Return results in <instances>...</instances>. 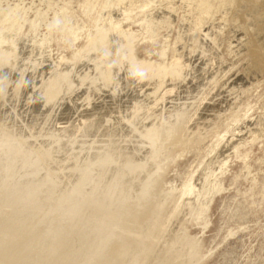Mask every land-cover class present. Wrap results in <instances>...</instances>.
Listing matches in <instances>:
<instances>
[{"label":"rangeland","instance_id":"obj_1","mask_svg":"<svg viewBox=\"0 0 264 264\" xmlns=\"http://www.w3.org/2000/svg\"><path fill=\"white\" fill-rule=\"evenodd\" d=\"M127 33V45L113 50L122 60L170 68L190 59L198 68L191 84H203L204 92L190 98L188 89L175 90V114L161 106L150 138L133 132L125 142L123 135H94L118 106L105 99L107 89L90 105L81 99L89 89L78 91L53 114L58 100L50 105L41 95L50 65L73 61L66 73L79 61L74 81L81 88L83 76L92 74L85 65L91 44ZM2 50L11 53L0 62V80L8 79L0 85V264H115L124 245L134 243L127 264L144 258L148 264H264V0H0ZM28 58L35 68L21 63ZM46 88L54 91L56 84ZM94 102L106 113L83 118ZM41 107L39 125L34 116ZM123 125L114 122L106 132ZM150 155L160 159L157 165ZM193 176L192 210L166 229ZM85 177L92 189L84 188ZM37 187L33 201L10 213V196L22 201ZM65 202L68 216L55 218L52 210ZM74 211L81 215L49 251L50 237ZM15 225H23L16 240L24 246L10 258Z\"/></svg>","mask_w":264,"mask_h":264},{"label":"bare ground","instance_id":"obj_2","mask_svg":"<svg viewBox=\"0 0 264 264\" xmlns=\"http://www.w3.org/2000/svg\"><path fill=\"white\" fill-rule=\"evenodd\" d=\"M112 7H108L107 14L111 11ZM149 13L147 15L152 18L155 17L154 14V8L152 5L145 8ZM106 18L107 15L101 20L100 26L102 28L106 27ZM132 37V33H127V36L125 39H118L116 37L115 39H106L101 38L94 43L91 44L93 47V50L89 57L85 59V65L88 67L89 71L92 74H89L87 76H83L81 79V88H78L77 83L74 81L75 79V72L74 70L78 69L80 70L82 65L79 61L75 63V69L71 70V72L64 73L65 69L70 66L73 61L70 60H64L61 59L57 63H53L50 65L51 71L46 74L42 80V91L41 95L47 102H50V105L52 104L53 100H58L56 105L54 106V112L53 114L58 113L60 109H62L63 106H65L68 99L64 100V98H70L72 99V95L78 93V91L83 92L84 89H89L87 92V95H82L83 102L89 101V105L92 101L95 100L97 95H102L103 89H107L106 92L103 95H105L106 98H112L113 101H116V104L118 105L117 108L110 110L107 114V119H103L100 121V125L98 128H95L94 135L98 136V138L103 139V136L107 135L105 138L107 139H115L118 140V137L120 135L122 136L123 142L126 141V139L133 133H138V136L146 135L147 138H150L148 136V131L150 129L155 128L159 124V114L160 110L159 108L163 105H167V113L174 115L176 110L179 109L180 102L179 100H175L176 94L174 93L175 90L179 88H185L186 90H189V94L191 95L190 98H193L197 95H201L203 90V84L200 85H192V81L196 79L198 76L197 73V66L194 63V61L187 59H179L177 63L170 68H166L164 66H158L157 68L154 67L152 64L148 62H137L132 60L124 61L121 58V51H118V53L115 50V47L125 44L127 45L128 40ZM121 49V48H120ZM200 53L204 57L210 56V51L205 49L204 47L200 48ZM11 52L2 50L0 52V62L3 64H6L9 60V55ZM116 62L115 64H120V68L117 66L115 67L112 65V62ZM21 63H24V67L31 66L30 64L33 63V67H36V63L33 59L28 58L21 61ZM251 68V67H250ZM86 69V68H85ZM84 69V70H85ZM228 73H224L222 78L226 77ZM39 78H36V81ZM8 79L4 78L3 80H0V85H2L5 81ZM222 80V79H221ZM55 83L56 89L54 91H48L46 88V85L49 83ZM98 82V83H96ZM20 88V81L17 82L15 89ZM126 94V101L120 103L118 100V96L120 94ZM131 94H134L133 97H130ZM202 101L200 104L204 101V96H202ZM80 96L76 97L74 100L76 103L78 102ZM69 99V100H70ZM190 101V99H189ZM200 104L192 111V113L197 115L198 110L200 109ZM44 108L41 107L38 112L35 113L34 118L38 119L39 125L44 121V118L42 119V110ZM78 112L82 111L79 107L76 109ZM106 113V109H100L98 106H96L95 102L90 106V109L87 112H84V115L82 116L85 119H89L90 117H94L98 119V116L100 114ZM24 114V113H23ZM20 116V115H19ZM108 122V120H110ZM121 123L124 124L125 127H120L119 129H114L112 131L106 132L107 128L113 124V123ZM123 122V123H122ZM128 136V137H127ZM121 139V140H122ZM152 140V139H151ZM120 141V140H119ZM153 141V140H152ZM120 145L121 143H117ZM129 146V145H128ZM131 149L133 151H138V147H133V144L130 145ZM139 156V155H138ZM160 159H151V155L148 158V161L150 162L151 166L157 165ZM90 172V171H88ZM194 177L192 179L185 183L184 186L180 189V195L179 199L176 202V205L174 209L172 210L170 216L168 217V223L165 224L166 229L167 227L171 226V222L174 220L175 225L177 223L179 224L182 219L192 210L193 203L192 200H188V196L191 194L195 195L198 193L197 185L195 184ZM207 181L210 183L212 182V177L210 175H207L205 177ZM84 188L90 187L91 189L93 186H91L88 183V179L84 178ZM149 184L148 182H145L143 185V195L149 190ZM39 187L32 189L28 193H26L23 196V199L21 201L20 197L13 196L11 198L10 196V206L9 211L10 213H14L18 211L21 204L23 206L28 205V202L30 203L33 201L35 197V193L37 192ZM116 191V189H115ZM69 196L68 198H70ZM67 198V199H68ZM66 199V200H67ZM68 203H64L63 206H57L52 210L53 216L55 218H63L64 216L67 217V210L69 209ZM66 205V206H65ZM67 207V208H66ZM24 208V207H23ZM92 208V207H91ZM91 211V209H90ZM79 214V215H78ZM79 211H74L72 213V216L68 219L67 223H62L59 225L57 232L50 237L49 239V246L48 250H52L54 248H57L59 245H61L63 238V230L67 229L69 224L70 226H73L74 223V217L80 216ZM16 228L14 229L15 236L13 237L12 241V247L10 248V258L13 257L15 254H17L21 248H23L24 243H21L16 240L17 235L20 232H23V225H15ZM165 229V230H166ZM1 234V233H0ZM169 235V234H168ZM105 244V242L103 243ZM126 248H124L117 256L115 264H127L126 263V255L130 251L136 250V247L138 246L137 243H134L133 245H124ZM14 247V248H13ZM163 246L160 244V242H155L154 248L161 249ZM60 248V247H59ZM132 248V249H130ZM61 248L57 251H54V254H58ZM130 250V251H128ZM151 250V249H150ZM150 252V251H149ZM147 254L145 255V257ZM147 258H144L140 264H148V262H145Z\"/></svg>","mask_w":264,"mask_h":264}]
</instances>
